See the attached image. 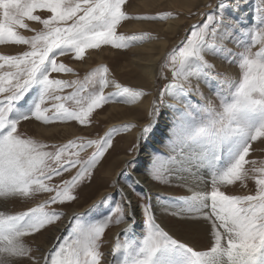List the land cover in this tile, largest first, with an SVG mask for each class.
Here are the masks:
<instances>
[{
  "label": "snow or ice",
  "instance_id": "obj_1",
  "mask_svg": "<svg viewBox=\"0 0 264 264\" xmlns=\"http://www.w3.org/2000/svg\"><path fill=\"white\" fill-rule=\"evenodd\" d=\"M125 4L126 0H0V44L27 46V50L17 55H0V95L3 97L0 99V198L54 192L45 204L72 201L76 198L72 189L92 175L113 147L111 137L115 128L99 140L77 138L59 147L53 146L54 151H47V145L22 138L18 125L34 118L45 124L59 120L76 121L86 126L91 123L94 109L109 100L124 98L130 102L141 95L119 84L115 85L114 92L105 93L112 83L107 77V67L94 69L83 80L50 78V73L73 72L72 68L58 62V56L72 53L75 59L82 60L87 49H99L102 45L127 47L130 41L117 34V27L128 19ZM26 21L37 22L42 27L30 28ZM223 22L222 16L207 15L203 25H194L181 46L171 52L169 63L173 82L165 86L161 97L165 93L182 99L192 92L203 95L192 80L212 78L214 65L206 55L223 52L224 58H229L222 45L216 43L229 40ZM19 29L34 34L25 36ZM238 56L239 67L243 70L239 81L220 79L219 74L216 77L229 90L234 89L231 98L221 96L218 107L208 101L202 109L208 114L206 120L197 121L194 117L190 118V123L182 120L173 141L174 146L191 141L196 146L193 158L211 156L213 159L225 144L236 142V156L230 164L213 171L211 191L180 198L174 213L184 217L199 215L204 221H211V247L207 251H195L174 238L156 223L151 197L136 193L145 201L140 208L146 229L142 242L135 249L130 241L123 245L117 242L114 252L121 247L132 249L125 264H156L158 257H165L176 249H183L186 259L165 258L163 264H264V163L257 166V161L247 159L252 142L264 138V120L251 129L242 123L246 113L264 112V28L254 30L251 43L243 47ZM37 84L40 86L38 99L28 111L16 114L17 102ZM65 89L72 91L66 95L57 94ZM47 101L52 102L50 107L45 106ZM67 102H73L74 106ZM156 111L153 102L152 114ZM143 131L148 132L149 127ZM192 144H189L190 149ZM93 146L92 155L81 159L80 152ZM168 165V160L155 158L150 170L152 178L164 179L166 173H171ZM71 169H76L75 175L62 185L51 187L46 183ZM250 174L256 183L254 194L231 195L220 189L222 184L243 182ZM121 203L117 204L114 214L92 224H81L74 216L76 223L71 232L54 252L43 257L45 264H101V237L108 225L120 224L127 217L132 223L124 229L126 232L134 223L131 201H128V210L123 209ZM62 215V212L46 211L44 204L15 215L0 212V264H18L19 258H31V249L24 244L23 238L46 229ZM185 222L200 221L186 219ZM35 264H40V258L35 259Z\"/></svg>",
  "mask_w": 264,
  "mask_h": 264
},
{
  "label": "rangeland",
  "instance_id": "obj_2",
  "mask_svg": "<svg viewBox=\"0 0 264 264\" xmlns=\"http://www.w3.org/2000/svg\"><path fill=\"white\" fill-rule=\"evenodd\" d=\"M189 2L191 3L189 4ZM246 6L249 13L247 15L240 13L239 10ZM124 10L128 19L122 21L117 27V34L123 35L130 41L127 47L116 48L112 45H102L99 49H87L82 60L75 59L72 53L62 57L58 56V62L66 64L73 69V72L50 73V78L64 80L79 78L83 80L94 69L102 70L107 67V77L112 83L105 89V93L114 92L116 90L115 85L119 84L122 87L132 88L134 91L140 92L141 95L130 102L124 98L109 100L100 108L94 109L91 114V123L86 126H82L76 121L59 120L45 124L43 121H37L34 118L28 122L21 121L18 125V131L22 134V138L32 139L47 145L48 147L45 149L47 151H54L53 146L59 147L69 140H76L77 138L99 140L112 129H116L111 137L113 147L105 154L100 164L93 170L92 175L80 181L72 189V195L76 197L74 200L45 204L55 195L54 192H36L28 197L6 198L5 206L0 212L7 215H15L42 204L45 205L46 211L63 213L52 225L46 226V229L23 238L24 244L31 249V258H19L18 263L20 264H35L36 258H40V264H45L43 257L54 252L58 245L63 242V238L71 232L73 224L76 223V220L73 219L74 216L81 224L88 225L114 214L118 203L122 202L121 207L126 210V203L120 191H126L131 201L133 200L141 236L138 234L134 236L135 232L132 227L126 232H124V227H121L117 233L112 234L114 226L125 223L126 219L129 222L132 221L127 217L120 224L114 222L109 224L101 237L100 251L103 254L101 264H125L130 257L123 247L116 252L113 251L117 242L123 245L131 238L132 247L135 249L140 244L142 235L145 234V217L140 208V204L145 201H142L136 193L152 195L151 201L153 199L159 205L160 203L161 206L163 205L156 211L155 205L150 201L156 223L162 225L161 227L174 238L187 243L195 251H207L211 247V221H204L203 217L198 215L189 217L174 215L180 198L186 197L190 193L182 184L177 170L178 167L182 166V163L185 165L188 162L189 164L190 160H192L190 163H193L195 159L200 167L210 164L212 172L207 177L204 189L206 185L209 184V186L205 191L203 189V192H210L213 171L222 170L230 164L236 156V142L225 144L216 154V159L211 156L193 159L196 146L191 141L188 144L174 146V134L182 120L188 123L191 122V117L197 121L206 120L208 114L202 109L208 101H211L213 106L218 107L221 96L227 99L231 98V92L234 89L229 90L227 85L221 84L216 77L219 74L220 79L227 78L230 81L241 79L243 70L239 67L238 54L243 51V47L251 43L254 30L264 28V0H220V3H217V0H126ZM207 15L224 18L223 28L228 31L229 40L227 42L217 40L216 43L222 45L229 58L226 60L223 52L206 55V59L214 65L212 78L207 81L203 79L197 81L195 78L192 80V84L198 86L202 96L192 92L183 99L168 93L161 97L160 93L165 90V86L173 82L172 68L169 63L171 52L181 46L194 25H203ZM167 21H172L171 28H166ZM26 23L29 24L30 28L42 27L34 21H26ZM19 31L25 36L34 34L25 29H19ZM149 39H153L155 43L156 49L149 51L154 56L162 50L160 41L162 39L165 41L162 53L153 61L154 74L152 80L147 74L142 73L133 60L137 54L144 56L149 54L145 50L139 52V48H137L147 44ZM24 50H27V46L0 44V55H17ZM253 50H258V48ZM147 61L141 60L139 62L144 65ZM176 82L181 83L183 81ZM39 91L40 86L38 84L33 86L23 99L17 102L16 114L28 111L38 99ZM70 91L72 89H65L57 94L66 95ZM2 98L0 95V99ZM153 102L157 106L154 115L152 114ZM51 103V101H47L45 106L50 107ZM67 103L74 106L73 102ZM133 106H141V112L138 115L135 114L136 118H126L130 114H125L127 113L125 110L128 111ZM262 120H264V112L256 110L246 113L242 123L251 129ZM122 125L131 126L124 128L121 127ZM145 127H149L148 132L143 131ZM262 141L264 138L252 142V149L247 157L249 160L257 161V166L264 163V143ZM189 144H192L191 149ZM94 150L93 146L80 152L81 159H88ZM122 156L125 158L122 159ZM157 157L168 160V166L171 170V173H166L165 178L161 180H154L150 173L154 159ZM128 161L130 164L127 163ZM75 173L76 169H71L60 176L52 177L46 183L51 187L60 186L64 181L70 180ZM138 175L145 178V183H143L147 185V190H143L145 188L138 182ZM148 186L156 188L158 191L148 193ZM220 189L226 194L248 195L255 193L256 183L253 174H250L245 181H238L233 185L222 184ZM71 209L76 211L72 212L67 221H64L65 214ZM186 219L198 220L200 221L198 224L203 223L207 226V235L198 233V228L194 225L195 222L186 223ZM62 222H64L63 228L57 235H54L52 230L56 228L55 226L61 225ZM186 255L183 249H176L166 254L167 257L165 258H170L172 261H184Z\"/></svg>",
  "mask_w": 264,
  "mask_h": 264
},
{
  "label": "bare ground",
  "instance_id": "obj_3",
  "mask_svg": "<svg viewBox=\"0 0 264 264\" xmlns=\"http://www.w3.org/2000/svg\"><path fill=\"white\" fill-rule=\"evenodd\" d=\"M190 3L191 2H189V4ZM246 8H248V7L246 6L245 8L239 10L240 13H244V14L247 15L249 13V11L246 10ZM171 22L170 21H167L166 22L167 23L166 28H171L170 27ZM160 42L162 43V47L161 48L163 50V47L165 45V41H164V39H162ZM154 46H155V43H154L153 39H151V40L149 39L147 44L142 45V46L137 47V48H139V52H140V50L141 51H144L145 50V51H147L149 53V51H153L154 49H156V47H154ZM162 50L160 52H158L155 56H154V54H151V53H149L146 56L141 55V54H137V55L134 56V59L133 60H134L135 64L141 69V71H142L143 74H147L148 75V77H149L150 80L153 79V74H154V64H153V61L158 58V56L162 53ZM141 60L142 61L148 60V61L145 62L144 65H142V64H140L142 62H139ZM134 105H136V104H134ZM130 108L131 109L128 110L129 112L127 110H125V112H127V113L124 112L125 114H130L126 118H129V119L130 118H132V119L133 118H136V115H138L141 112V110H140L141 109V106H133V107H130ZM124 156H122V159L125 158ZM191 161L192 160H190V162ZM190 162H189V164H188V162H186L185 165H184V163H182V166L181 167H178V170H177V174H179V177L181 178V180L183 182V183L182 182L181 183L184 184L185 187L188 189V192H190L189 195H187L186 197H190L194 193H197V192H203V189H204V186H205L204 184H205V182L207 180V177H209L210 176L209 173L212 172V167L210 166V164H207L205 167H200V166L197 165L196 159L194 160L193 163H190ZM138 176H139L138 182L140 184H142V186L145 188L143 190H147V185L144 184L145 183V178L142 175H138ZM200 178H201V180H200ZM208 186H209V184H208ZM208 186L206 185L205 189H207ZM148 188H149V190H148L149 192L148 193H155V192L158 191L156 188H150L149 186H148ZM205 189H204V191H205ZM120 194L123 195V200L126 203V210H128L129 209L128 201L129 200L131 201V198H129L130 196H129V194L126 193V191H123V192L120 191ZM149 196L151 197L152 195H149ZM151 202L153 203V205H155L154 208H155L156 211L159 210V208L163 206V205L161 206V203H160V205L158 203H156L157 201H155L153 199H152ZM5 203H6V198H0V210L2 209V207L5 206L4 205ZM74 211H76V210L75 209H71L68 213H66L65 214V220L64 219L63 220L64 221H67V219L70 217V215ZM131 211L133 212V215H134V223L131 226L133 228V231L135 232V235L134 236H136V234H138V236H141L139 234V232L141 233V231L138 228V221L139 220L137 219V217L135 215V209H134V205H133V200L131 201ZM128 223L130 224V223H132V221L129 222L126 219V222L125 223H122L121 225L114 226V228L112 230V234L114 235V233H117L118 230H119V228H121V227H124V229L127 228L128 225H129ZM63 224H64V222H62L61 225L55 226L56 228L52 230V233L54 235H57L59 233V231L63 228ZM126 224H128V225H126ZM194 225L197 226V228H198V231L197 232L198 233L200 232L201 234L207 235V231H206V230H208V227L207 226L203 225V223L202 224L195 223ZM143 236H144V234L142 235V238L140 239L141 240L140 243L143 240ZM128 241L131 242L132 239L129 238ZM132 249H134V248L132 247ZM132 249L125 250L126 251V254L128 255V257H130L129 256V253L132 251ZM165 257H167V256H165ZM165 257H162V258L161 257H158L156 264H163V260L165 259ZM18 264H20V263H18Z\"/></svg>",
  "mask_w": 264,
  "mask_h": 264
}]
</instances>
